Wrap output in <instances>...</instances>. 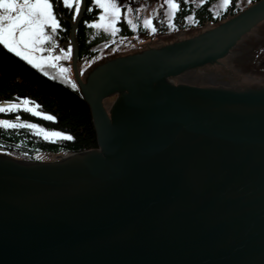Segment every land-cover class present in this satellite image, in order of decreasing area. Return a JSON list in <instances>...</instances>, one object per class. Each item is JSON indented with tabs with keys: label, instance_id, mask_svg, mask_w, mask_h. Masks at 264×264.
Instances as JSON below:
<instances>
[{
	"label": "water",
	"instance_id": "obj_1",
	"mask_svg": "<svg viewBox=\"0 0 264 264\" xmlns=\"http://www.w3.org/2000/svg\"><path fill=\"white\" fill-rule=\"evenodd\" d=\"M249 5L110 57L86 83L81 0L69 36L98 147L38 161L0 152V264H264V81L162 83L229 54L264 19V0Z\"/></svg>",
	"mask_w": 264,
	"mask_h": 264
},
{
	"label": "trees",
	"instance_id": "obj_2",
	"mask_svg": "<svg viewBox=\"0 0 264 264\" xmlns=\"http://www.w3.org/2000/svg\"><path fill=\"white\" fill-rule=\"evenodd\" d=\"M217 0L200 1L177 0L178 7L169 21L170 28L180 30L197 29L207 23L218 25L230 16L236 15L245 6H239L236 0H230L222 8H214ZM256 2L258 0H250ZM86 7L83 16L76 23L74 32L76 47L79 58H90L96 55V47L108 40V34L102 27H96L85 21L98 18L101 11L94 0H85ZM91 9V11L89 10ZM75 5L64 4L63 0H53V14L58 20V27L53 32L61 43L70 41V31L73 15L76 17ZM263 22L254 26L258 28ZM119 32L130 35V25L123 19L119 22ZM27 96L30 102L39 107L37 111H45L57 117L50 121L37 117L24 109H15L12 112L0 113L1 119L13 120V125L5 127L0 125V152H7L13 156L38 160V152H52L54 154H69L81 152V150L98 147L97 139L92 123V112L89 105L80 94L59 81H54L41 71L37 70L23 57L7 50L0 44V104L6 101L16 100ZM2 114V115H1ZM17 117L20 119L17 120ZM21 120L36 123L41 129L65 131L71 139L50 138L45 139L41 129L30 128Z\"/></svg>",
	"mask_w": 264,
	"mask_h": 264
},
{
	"label": "rangeland",
	"instance_id": "obj_3",
	"mask_svg": "<svg viewBox=\"0 0 264 264\" xmlns=\"http://www.w3.org/2000/svg\"><path fill=\"white\" fill-rule=\"evenodd\" d=\"M229 1L230 0H228V3ZM120 2L122 3L121 0ZM144 2L145 0H136V8H139V11H141V5ZM146 2L148 3V6L147 10L145 11L148 17H150V13H156V8L163 9V6L165 10V17L169 20L172 17L174 8L170 7L165 2V0H146ZM236 2L239 6H245L248 5L251 1L236 0ZM74 4L75 0H70V3L68 5ZM225 5L226 4L224 3V0H217L214 4V8H222ZM76 10H78V8L75 4V11ZM128 18L132 19V17L130 16H128ZM98 19L99 16L96 20ZM261 22L263 23L260 27L254 28L253 26L250 31L242 35L237 45L231 48L230 54L225 55L220 60H218V62L206 66H200L199 68L188 71L187 73L180 74L179 77L175 78L176 82H183L187 84L190 83L196 85L201 84L208 86L224 85L232 87H244L245 83L264 81V19L259 23ZM259 23H257L256 25H258ZM150 24L151 21L147 25ZM210 25V23H207L205 26L190 30H180L177 28L171 29L169 26V28L164 30V33H157L153 39H148L146 37L147 35L140 32L126 36L123 35L121 32L117 31L116 34L113 35L111 28L105 30L102 27L105 33L109 36L108 40L106 42H102L95 48L97 53L94 57H88L87 59L84 58L78 60V73L82 76L81 78L86 81L85 78L89 74V71H91L93 67L98 65L100 62L104 63L110 57L118 56L124 53H130L132 51L143 50V48L154 47L155 45L165 44L166 42H172L178 39L191 37ZM46 30L48 31L52 39L45 41L41 45V47L44 48L45 51L38 53V55L59 56L60 59L54 60L51 63L44 64L43 70H41V68L35 67L33 64L31 65L37 70L41 71L44 75L45 73H47L46 76H48L50 79L54 81H59L64 85L69 86L71 89L79 91L78 82L75 79L73 69V47L69 52L68 42L66 44L59 42L56 37L52 36L50 28H47ZM49 48L52 49L51 52L47 51V49ZM61 48L64 49L63 52L60 51ZM89 61H91V63H89ZM57 65L62 66L64 71L61 72L60 67H57ZM73 82L76 83L75 88L72 87ZM114 98L115 96L109 98L106 97V99L103 100V106L108 113V110L110 109ZM36 157L56 158L57 154L51 152H38V154H36Z\"/></svg>",
	"mask_w": 264,
	"mask_h": 264
},
{
	"label": "snow or ice",
	"instance_id": "obj_4",
	"mask_svg": "<svg viewBox=\"0 0 264 264\" xmlns=\"http://www.w3.org/2000/svg\"><path fill=\"white\" fill-rule=\"evenodd\" d=\"M64 4H69L70 0H63ZM133 0H124L121 3L120 0H94V4L98 5L99 11L97 15L99 19L85 21V23H91L97 27H103L105 30L111 28L112 34L115 35L118 31L116 23L122 17L128 25H132V20L128 18L129 12L139 13V8H132ZM165 2L172 8H177V0H165ZM185 3L188 0H184ZM201 3L204 0H200ZM81 0H75V4L79 9ZM227 4L228 0H224ZM143 5H141L142 7ZM123 9V12H122ZM91 11V9H89ZM73 15V19H75ZM152 20V17L145 18L144 23L147 25ZM171 23V21H169ZM58 27V20L53 14V0H0V44L10 51L16 53L17 56H22L27 60L29 64H33L37 68L43 70V65L51 63L54 60H59V56H43L38 53L45 51L41 45L52 37L46 30L50 28L55 31ZM153 31L156 29L153 27ZM72 49V44H68L69 52ZM51 52L52 49H47ZM64 51L63 48L60 49ZM91 63V61H89ZM61 72L64 71L62 66ZM47 75V73H45ZM72 87H76V83H72ZM20 102L16 100L6 101L4 104H0V113L12 112L15 109H24L37 117H42L50 121H55L56 116L49 114L45 111H37L39 107L34 102H30L27 96L19 98ZM20 118L17 117V120ZM21 123L33 129H41V126L36 123H30L29 121H21ZM0 125L10 127L13 125L11 119H0ZM45 139L50 138H64L71 139V136L65 131H58L55 129L47 130L41 129Z\"/></svg>",
	"mask_w": 264,
	"mask_h": 264
},
{
	"label": "flooded vegetation",
	"instance_id": "obj_5",
	"mask_svg": "<svg viewBox=\"0 0 264 264\" xmlns=\"http://www.w3.org/2000/svg\"><path fill=\"white\" fill-rule=\"evenodd\" d=\"M121 1H122V3H124V0H121ZM142 5H143L142 9H141V11H139V13H136L134 11L128 13V16L132 17V19H131L132 25H130V28H128V29L130 30L131 34H135L137 32H140V33H144L145 35H147L146 37L148 39H153L157 33L158 34L164 33V30L169 28L170 23L167 21V19L164 16L165 10H164V6H163V9L162 8H156L155 14L150 13V17H152L151 24L146 25L144 23L145 18L148 17L147 13L145 11V10H147V6H148V3L146 2V0ZM131 6L134 9L136 8V6H137L136 0H133ZM122 12H123V9H122ZM121 20H123V17L120 20H118V22H120ZM153 27L156 29L155 31L152 30Z\"/></svg>",
	"mask_w": 264,
	"mask_h": 264
},
{
	"label": "bare ground",
	"instance_id": "obj_6",
	"mask_svg": "<svg viewBox=\"0 0 264 264\" xmlns=\"http://www.w3.org/2000/svg\"><path fill=\"white\" fill-rule=\"evenodd\" d=\"M229 54H230V53H229ZM104 63H105V64L108 63V60H106ZM97 66H98V65H96L95 67H93V69H92L91 71H89V74H91V72H93L95 69H97V68H96ZM89 74H88L87 77L85 78V79H86V81H85L86 83H87V81H88ZM80 77H82V76L80 75ZM176 77H179V75L173 77L174 79L171 78V77H167L164 81H162V83L164 82L163 84L170 83L171 85H176V84L179 83V82H178V83L176 82V79H175ZM81 79H82V78H81ZM194 85H196V84H194ZM199 86H208V85H201V84H200ZM217 86H218V85H217ZM219 86H220V85H219ZM119 97H121V95H120ZM119 97H118V99H119ZM117 101H118V100H117ZM117 101H116V102H117ZM116 102H115V103H116ZM112 103H113V102H112ZM115 103H114V104H115ZM114 104H113V105H114ZM112 107H113V106H112ZM45 153H47V152H45Z\"/></svg>",
	"mask_w": 264,
	"mask_h": 264
}]
</instances>
